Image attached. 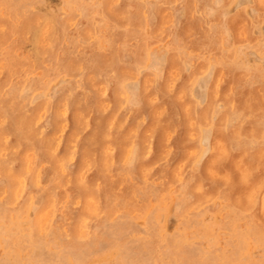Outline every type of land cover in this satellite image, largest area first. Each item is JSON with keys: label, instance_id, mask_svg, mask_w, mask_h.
I'll use <instances>...</instances> for the list:
<instances>
[{"label": "rangeland", "instance_id": "374dc122", "mask_svg": "<svg viewBox=\"0 0 264 264\" xmlns=\"http://www.w3.org/2000/svg\"><path fill=\"white\" fill-rule=\"evenodd\" d=\"M0 14V264H264V0Z\"/></svg>", "mask_w": 264, "mask_h": 264}, {"label": "bare ground", "instance_id": "6f19581e", "mask_svg": "<svg viewBox=\"0 0 264 264\" xmlns=\"http://www.w3.org/2000/svg\"><path fill=\"white\" fill-rule=\"evenodd\" d=\"M3 1V0H2ZM26 2V1H25ZM5 3V2H4ZM7 3V2H6ZM24 3V2H23ZM166 4V3H165ZM7 5V4H6ZM28 5V4H27ZM31 6V5H30ZM24 7V6H23ZM22 7V8H23ZM3 8V7H2ZM10 8H12V7H10ZM9 8V9H10ZM14 8V7H13ZM31 8V7H30ZM34 8V7H33ZM32 8V9H33ZM196 8V7H195ZM6 9V8H5ZM5 9H4V12H6L5 11ZM19 10V9H18ZM37 10V9H36ZM25 11V10H24ZM23 11V12H24ZM38 11V10H37ZM18 12V11H17ZM27 12V11H26ZM34 12H35V10H34ZM196 12V11H195ZM15 13V12H14ZM38 13V12H37ZM52 13V12H51ZM21 14V13H20ZM19 14V15H20ZM1 15V14H0ZM5 15V14H4ZM27 14H25V16H26ZM198 15V14H197ZM7 16V15H6ZM22 16H23V14H22ZM50 16H51V14H50ZM53 17V16H52ZM40 18V17H39ZM109 18V17H108ZM1 19V18H0ZM7 19V18H6ZM20 19V18H19ZM18 19V20H19ZM110 19V18H109ZM13 20V19H12ZM21 20V19H20ZM56 21V20H55ZM112 21V20H111ZM15 22H17V21H15ZM14 23V22H13ZM15 25H16V23H15ZM14 25V26H15ZM20 25V24H19ZM19 25L17 26V27H19ZM11 26V25H10ZM72 26V25H71ZM12 27V26H11ZM70 27V26H69ZM202 27V26H201ZM12 28H14V27H12ZM73 29V28H72ZM74 29H76V28H74ZM68 30V29H67ZM64 32V31H63ZM195 32V31H194ZM69 33V32H68ZM178 34V33H177ZM70 35V34H69ZM71 36V35H70ZM76 36H77V34H76ZM75 38V37H74ZM182 38V37H181ZM19 39V38H18ZM79 39V38H78ZM84 39V38H83ZM87 40V39H86ZM88 41V40H87ZM84 42V41H83ZM18 43V42H17ZM90 43V42H89ZM62 44V43H61ZM80 44V43H79ZM86 44H87V42H86ZM11 45H12V43H11ZM79 46V45H78ZM77 46V47H78ZM87 46V45H86ZM1 47V46H0ZM83 47H84V45H83ZM18 48V47H17ZM10 49V48H9ZM19 50V49H18ZM84 50V49H83ZM207 50V49H206ZM69 51V50H68ZM82 52V51H81ZM210 53V52H209ZM13 55V54H12ZM88 55V54H87ZM16 57V56H15ZM23 58V57H22ZM26 58H27V56H26ZM6 60V59H5ZM14 60H15V58H14ZM23 60H24V58H23ZM7 61V60H6ZM10 61V60H9ZM22 61V60H21ZM9 64H10V62H9ZM11 67H13L12 65H11ZM9 68V67H8ZM60 68V67H59ZM80 68H81V65H80ZM203 69V68H202ZM22 70V69H21ZM10 71V70H9ZM14 72V71H13ZM18 73H20V72H18ZM25 73V72H24ZM17 76V75H16ZM24 76V75H23ZM47 76V75H46ZM32 77H33V75H32ZM78 77V76H77ZM158 77V76H157ZM34 78V77H33ZM17 79V78H16ZM15 79V80H16ZM36 79V78H35ZM27 80V79H26ZM33 80V79H32ZM31 80V81H32ZM40 80V79H39ZM156 80V79H155ZM108 81V80H107ZM194 81V80H193ZM156 82V81H155ZM192 82V81H191ZM77 83H79V82H77ZM40 84H42V83H40ZM80 84V83H79ZM123 84V83H122ZM170 84V83H169ZM172 84H173V82H172ZM13 85H15V84H13ZM22 85V84H21ZM5 87V86H4ZM78 87V86H77ZM15 88V87H14ZM81 88H83V87H81ZM231 88V87H230ZM4 89V88H3ZM16 89V88H15ZM105 89V88H104ZM189 89V88H188ZM61 91V90H60ZM20 92V91H19ZM190 92V91H189ZM18 94H20V93H18ZM5 97V96H4ZM30 102V101H29ZM28 105V104H27ZM44 109V108H43ZM64 110V109H63ZM67 110V109H66ZM130 110V109H129ZM46 112V111H45ZM64 113H66V111H63ZM91 113V112H90ZM40 115V114H39ZM44 115V114H43ZM211 115H212V113H211ZM227 115V114H226ZM216 116V115H215ZM144 117V116H143ZM143 117H141V118H143ZM42 118V117H41ZM40 118V119H41ZM88 118V117H87ZM126 118V117H125ZM6 119V118H5ZM86 119V118H85ZM39 120V119H38ZM206 120V119H205ZM40 121V120H39ZM212 123V122H211ZM227 123V122H226ZM210 124V123H209ZM198 125H201V124H198ZM206 126V125H205ZM209 126V125H208ZM200 127V126H199ZM110 128V127H109ZM41 130H42V128H41ZM63 131V130H62ZM61 132V131H60ZM130 133V132H129ZM136 134V133H135ZM171 135V134H170ZM240 136V135H239ZM9 137V136H8ZM60 137V136H59ZM170 137V136H169ZM242 137V136H241ZM238 138V137H237ZM131 140H132V138H131ZM60 141V140H59ZM151 141V140H150ZM201 141V140H200ZM58 142V141H57ZM131 142V141H130ZM151 143V142H150ZM129 145V144H128ZM150 145V144H149ZM199 146V145H198ZM57 147V146H56ZM114 147V146H113ZM73 148H75V147H73ZM151 149V148H150ZM194 149V148H193ZM52 151V150H51ZM148 151V150H147ZM112 152V151H111ZM72 153V152H71ZM37 155V154H36ZM132 155V154H131ZM130 155V156H131ZM148 155V154H147ZM72 157V156H71ZM128 157V156H127ZM166 157V156H165ZM196 157V156H195ZM73 158V157H72ZM128 158H130V157H128ZM135 158V157H134ZM192 160V159H191ZM63 162V161H62ZM192 162V161H191ZM42 163V162H41ZM128 163V162H127ZM39 166H41V165H39ZM67 167V166H66ZM190 167V166H189ZM84 168V167H83ZM90 169V168H89ZM88 169V170H89ZM152 169V168H151ZM130 176V175H129ZM23 177V176H22ZM39 177V176H38ZM24 180V179H23ZM180 180V179H179ZM24 182V181H23ZM36 182H38V180H36ZM25 184V183H24ZM36 184V183H35ZM37 185H38V183H37ZM138 186V185H137ZM24 187V186H23ZM64 187V186H63ZM219 190V189H218ZM52 192V191H51ZM21 193V192H20ZM55 193V192H54ZM208 195V194H207ZM2 196V195H1ZM67 197V196H66ZM209 198V197H208ZM216 199V198H215ZM214 199V200H215ZM212 200V199H211ZM33 201V200H32ZM97 201V200H96ZM208 201V200H207ZM225 201V200H224ZM55 202V201H54ZM92 202V201H91ZM98 202V201H97ZM115 202V201H114ZM199 202V201H198ZM35 204V203H34ZM60 204V203H59ZM194 204V203H193ZM29 207V206H28ZM118 207V206H117ZM54 208V207H53ZM225 208V207H224ZM229 208H231V207H229ZM95 209V208H94ZM97 210V209H96ZM121 210V209H120ZM95 211V210H94ZM94 211H92V212H94ZM119 211V210H118ZM103 212V211H102ZM134 212V211H133ZM132 212V213H133ZM52 213H54V211L52 212ZM56 213V212H55ZM116 213H117V211H116ZM239 213H241L240 211H239ZM52 216V215H51ZM55 216V215H54ZM97 216V215H96ZM53 217V216H52ZM60 217V216H59ZM122 217V216H121ZM11 218V217H10ZM86 219V218H85ZM93 220V219H92ZM91 220V221H92ZM237 220V219H236ZM243 220V219H242ZM48 221V220H47ZM50 221V220H49ZM85 221V220H84ZM109 221V220H108ZM246 221V220H245ZM132 222V221H131ZM47 223V222H46ZM128 223V222H127ZM153 223V222H152ZM149 224V223H148ZM232 224V223H231ZM117 225V224H116ZM115 226V225H114ZM109 227V226H108ZM125 227V226H124ZM119 228H120V226H119ZM151 228V227H150ZM44 229V228H43ZM114 229V228H113ZM112 229V230H113ZM149 229V228H148ZM93 230V229H92ZM109 230V229H108ZM117 230H118V228H117ZM235 230H236V227H235ZM66 231V230H65ZM118 231H120V230H118ZM22 232V231H21ZM96 232V231H95ZM123 232H124V230H123ZM235 232V231H234ZM94 233V232H93ZM115 233H117L116 231H115ZM237 233V232H236ZM245 233V232H244ZM262 233V232H261ZM118 234H120V233H118ZM130 234V233H129ZM137 234V233H136ZM148 234V233H147ZM235 234V233H234ZM241 234H243L242 232H241ZM89 235V234H88ZM116 236V235H115ZM119 236V235H118ZM135 236V235H134ZM145 236V235H144ZM178 236V235H177ZM180 236V235H179ZM233 236V235H232ZM156 237V236H155ZM163 237V236H162ZM240 237H242V236H240ZM181 238V237H180ZM236 238H238V237H236ZM247 238V237H246ZM238 239H240V238H238ZM177 240V239H176ZM184 240H186V239H184ZM245 240V239H244ZM248 240H249V237H248ZM256 241V240H255ZM26 242V241H25ZM235 242V241H234ZM246 242H247V240H246ZM254 242V241H253ZM141 243V242H140ZM238 243V242H237ZM248 243V242H247ZM180 244V243H179ZM189 244V243H188ZM248 244H250V243H248ZM33 245V244H32ZM179 246V245H178ZM247 247V246H246ZM249 247V246H248ZM124 248V247H123ZM126 248V247H125ZM251 248V247H250ZM114 249V248H113ZM112 250V249H111ZM170 250V249H169ZM174 250V249H173ZM62 251V250H61ZM64 251H66V250H64ZM127 251V250H126ZM204 251V250H203ZM238 251V250H237ZM20 252V251H19ZM222 252V251H221ZM242 252V251H241ZM173 253H175V252H173ZM226 253H228V252H226ZM232 253V252H231ZM206 254V253H205ZM217 254V253H216ZM245 254V253H244ZM226 255V254H225ZM229 255H231V254H229ZM228 255V256H229ZM237 255H238V253H237ZM204 256V255H203ZM220 256V255H219ZM243 256V255H242ZM70 257V256H69ZM222 257V256H221ZM234 257V256H233ZM232 257V258H233ZM238 257V256H237ZM154 258V257H153ZM169 258V257H168ZM173 258H174V256H173ZM223 258V257H222ZM229 258V257H228ZM246 258V257H245ZM242 259V258H241ZM263 259V258H262ZM219 260V259H218ZM218 260H216L217 261V263H218ZM238 260H240V259H238ZM251 260V259H250ZM156 261V260H155ZM221 261H222V259H221ZM235 261H236V259H235ZM175 262H177L176 260H175ZM224 262V261H223ZM226 262V261H225ZM234 262V261H233ZM238 262V261H237ZM250 262V261H249ZM139 263V262H138ZM137 263V264H138ZM156 263V262H155ZM220 263V262H219ZM236 263V262H235ZM206 264V263H205ZM215 264V263H214ZM227 264V263H226ZM244 264V263H243ZM253 264V263H252Z\"/></svg>", "mask_w": 264, "mask_h": 264}]
</instances>
